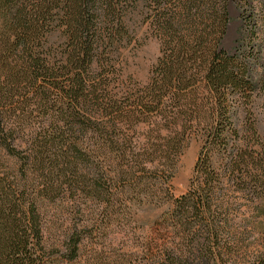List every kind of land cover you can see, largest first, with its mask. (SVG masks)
<instances>
[{"label": "trees", "instance_id": "obj_1", "mask_svg": "<svg viewBox=\"0 0 264 264\" xmlns=\"http://www.w3.org/2000/svg\"><path fill=\"white\" fill-rule=\"evenodd\" d=\"M232 3L242 24L230 52ZM152 45L141 78L133 58ZM261 71L264 0H0V264L86 262L85 222L47 237L49 208L83 213L80 194L163 201L182 240L166 264H193L199 246L210 261L235 257L216 203L264 195V143L249 119ZM193 138L197 187L175 197Z\"/></svg>", "mask_w": 264, "mask_h": 264}, {"label": "rangeland", "instance_id": "obj_2", "mask_svg": "<svg viewBox=\"0 0 264 264\" xmlns=\"http://www.w3.org/2000/svg\"><path fill=\"white\" fill-rule=\"evenodd\" d=\"M229 11L231 21L223 46L233 52L238 45L242 22L240 9L236 4L232 3ZM157 51V45H152L149 53L133 58L141 78L146 77ZM137 62L144 68L140 70ZM260 74L264 76V72L261 71ZM249 119L250 123L257 126L259 139L264 143V82L259 85V94ZM201 146V139L193 138L179 157L170 183V192L175 197L187 194L195 184L197 187L194 175ZM84 173L88 175V170ZM92 174L91 171L88 177ZM226 187L229 186L224 185L223 188ZM228 193L225 199L217 201L216 204L222 213L218 217L228 220L223 238L233 241L236 256L230 260L229 257L223 256L210 261L209 250L199 246L192 248V253L198 257L193 264H252L254 255L264 251V195L254 197L241 191ZM80 196L81 200L87 203V210L83 213L79 212L77 207H67L61 202L49 208L48 215L52 227L48 229L47 237L51 241L62 227L67 230L85 222L88 227L84 232L86 240L83 260L86 262L82 264H90L93 261L95 264H166L172 246H181L180 235L167 226L169 208L163 201L147 198L141 202L134 197L126 206H118L116 200L108 204V201L91 199L89 195ZM71 198H75L74 192ZM151 200L153 201L150 202Z\"/></svg>", "mask_w": 264, "mask_h": 264}]
</instances>
